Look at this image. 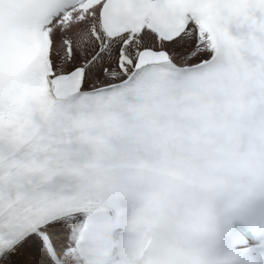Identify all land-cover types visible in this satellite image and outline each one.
Returning a JSON list of instances; mask_svg holds the SVG:
<instances>
[{"label":"snow or ice","instance_id":"snow-or-ice-1","mask_svg":"<svg viewBox=\"0 0 264 264\" xmlns=\"http://www.w3.org/2000/svg\"><path fill=\"white\" fill-rule=\"evenodd\" d=\"M0 264H264V0H0Z\"/></svg>","mask_w":264,"mask_h":264}]
</instances>
